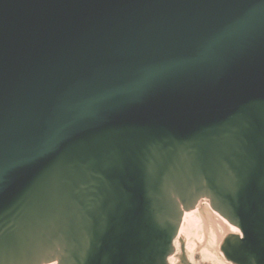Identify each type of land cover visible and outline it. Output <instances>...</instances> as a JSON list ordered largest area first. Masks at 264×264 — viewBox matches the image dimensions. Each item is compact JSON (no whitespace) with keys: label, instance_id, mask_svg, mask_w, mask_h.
Listing matches in <instances>:
<instances>
[{"label":"water","instance_id":"water-1","mask_svg":"<svg viewBox=\"0 0 264 264\" xmlns=\"http://www.w3.org/2000/svg\"><path fill=\"white\" fill-rule=\"evenodd\" d=\"M88 1L0 0L47 67L0 77V264H189L204 202L226 263L264 264V0H117L118 32L52 64L62 30L94 39Z\"/></svg>","mask_w":264,"mask_h":264},{"label":"bare ground","instance_id":"bare-ground-1","mask_svg":"<svg viewBox=\"0 0 264 264\" xmlns=\"http://www.w3.org/2000/svg\"><path fill=\"white\" fill-rule=\"evenodd\" d=\"M209 206V203L204 202L199 208L184 213L181 218L179 235L187 241L185 250L189 256L193 254L195 249H203L202 252L207 253L208 260L213 264H227L218 249L219 238L225 231L237 233L238 230L223 220L222 217H219ZM201 233L204 235L202 245L199 244Z\"/></svg>","mask_w":264,"mask_h":264},{"label":"rangeland","instance_id":"rangeland-1","mask_svg":"<svg viewBox=\"0 0 264 264\" xmlns=\"http://www.w3.org/2000/svg\"><path fill=\"white\" fill-rule=\"evenodd\" d=\"M200 243L199 244H203V235L202 233L200 234V239H199ZM195 249V247H194ZM193 249V250H194ZM203 249H195L193 254L191 255L192 256V262L193 264H213L210 260H208V256H207V253L206 252H202ZM190 256V257H191Z\"/></svg>","mask_w":264,"mask_h":264}]
</instances>
